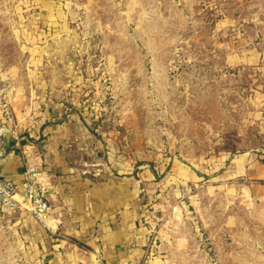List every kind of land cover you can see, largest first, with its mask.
Instances as JSON below:
<instances>
[{
	"label": "rangeland",
	"instance_id": "1",
	"mask_svg": "<svg viewBox=\"0 0 264 264\" xmlns=\"http://www.w3.org/2000/svg\"><path fill=\"white\" fill-rule=\"evenodd\" d=\"M5 103L85 234L106 203L135 264H264V0H0ZM78 212L0 222V264H95Z\"/></svg>",
	"mask_w": 264,
	"mask_h": 264
},
{
	"label": "crops",
	"instance_id": "2",
	"mask_svg": "<svg viewBox=\"0 0 264 264\" xmlns=\"http://www.w3.org/2000/svg\"><path fill=\"white\" fill-rule=\"evenodd\" d=\"M27 107V111L25 110L19 114L16 113L15 118L18 121L19 127L17 132H19L21 127H27L28 136H32L30 131L33 126L35 129L37 126H43L41 132H44L43 134H50V136L48 135L46 145L48 146V149L51 148V150L55 152V144L56 142H59L57 137H61L63 136V133L67 132V124H64L63 122L62 126L59 125L55 127H53V124L49 123L44 125L43 117H41V121L37 123L29 117L31 108L30 106ZM34 123L37 124V126H35ZM14 134L15 132L9 129L3 119V109L0 104V176L16 180L21 178V174L24 170V162L20 161L21 155H16L15 152L17 153L18 150L23 153L25 152L27 155L31 156V159L33 160L35 151L33 150L34 145L29 143L26 136L19 137ZM9 148H11V150H9ZM37 158L38 157H36V159ZM46 170L51 177L53 171L52 167L48 166ZM63 178L64 176H56L54 182H52L53 184L50 185V189L48 190L51 210L47 217L46 226L49 231L54 233L60 227V224L61 228L64 227V224L66 223L65 213H68V210L79 211L78 213H75L77 219L81 221L79 222V226L77 224L75 229L71 226L66 229V231L75 232L76 234H79V236L81 235L82 238L85 237V243L93 246L92 248H94L96 254L92 253V256L96 255L97 257V260L95 259V264H98L99 261L101 263L105 262L106 264H135L130 259L132 252V248L129 246L132 236L130 231L131 227H127L125 220L123 219L116 222L112 218L115 209H111L108 204L103 203L102 201L105 206L102 205L99 209L101 222L93 233L90 234L87 229L85 234L84 222L88 221L85 211L91 210L92 196L95 195L86 192L78 193L65 191L64 186L66 183H61Z\"/></svg>",
	"mask_w": 264,
	"mask_h": 264
},
{
	"label": "built area",
	"instance_id": "3",
	"mask_svg": "<svg viewBox=\"0 0 264 264\" xmlns=\"http://www.w3.org/2000/svg\"><path fill=\"white\" fill-rule=\"evenodd\" d=\"M3 119L15 127L13 115L6 103L3 104ZM50 185L51 178L46 168L26 155L20 179L0 176V222L25 212L34 221L46 226L51 210Z\"/></svg>",
	"mask_w": 264,
	"mask_h": 264
},
{
	"label": "trees",
	"instance_id": "4",
	"mask_svg": "<svg viewBox=\"0 0 264 264\" xmlns=\"http://www.w3.org/2000/svg\"><path fill=\"white\" fill-rule=\"evenodd\" d=\"M73 242L76 243L78 246H82V243H80V241L73 239Z\"/></svg>",
	"mask_w": 264,
	"mask_h": 264
}]
</instances>
